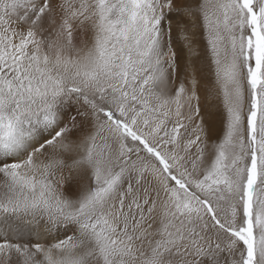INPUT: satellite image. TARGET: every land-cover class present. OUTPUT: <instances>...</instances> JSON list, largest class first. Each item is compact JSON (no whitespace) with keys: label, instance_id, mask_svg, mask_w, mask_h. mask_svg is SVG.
I'll return each mask as SVG.
<instances>
[{"label":"snow or ice","instance_id":"snow-or-ice-1","mask_svg":"<svg viewBox=\"0 0 264 264\" xmlns=\"http://www.w3.org/2000/svg\"><path fill=\"white\" fill-rule=\"evenodd\" d=\"M0 264H264V0H0Z\"/></svg>","mask_w":264,"mask_h":264}]
</instances>
